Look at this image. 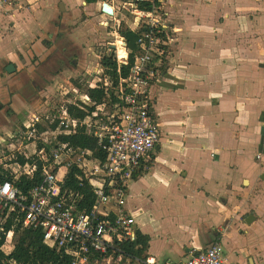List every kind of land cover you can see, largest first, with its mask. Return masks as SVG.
I'll return each mask as SVG.
<instances>
[{
	"label": "crops",
	"instance_id": "crops-1",
	"mask_svg": "<svg viewBox=\"0 0 264 264\" xmlns=\"http://www.w3.org/2000/svg\"><path fill=\"white\" fill-rule=\"evenodd\" d=\"M104 1L119 6L116 0H7V7L0 6L1 150L11 148L35 114L50 111L61 88L81 96L79 105H86L84 96L91 102L88 88L103 91L94 83L106 78L101 60L108 50L103 53L95 29L83 26L85 17L95 15L106 25ZM169 4L174 45L148 92L161 139L149 171L129 185L125 207L136 232L148 238V249L143 259L122 253L118 264H145L148 258L184 264L193 249L207 250L218 236L224 264H262L264 0ZM116 8L122 27L123 12ZM136 25L121 30L138 33ZM109 32L117 41L106 46L116 54L113 45L125 38ZM125 50L130 55L128 42ZM15 235L6 240V254Z\"/></svg>",
	"mask_w": 264,
	"mask_h": 264
},
{
	"label": "built area",
	"instance_id": "built-area-1",
	"mask_svg": "<svg viewBox=\"0 0 264 264\" xmlns=\"http://www.w3.org/2000/svg\"><path fill=\"white\" fill-rule=\"evenodd\" d=\"M7 5V0L0 1L1 7ZM168 5L169 0H125L121 9L137 17L139 34L130 75L115 85L107 77L96 81L105 95L98 104L84 96L88 109L75 102L76 94L75 100L54 103L49 112L33 116L11 148L0 149V235L6 240L11 242L19 223L23 228H40L44 245L71 255L72 264H92L97 255L115 264L122 260L124 242L136 234V221L125 209L128 188L149 171L161 139L148 92L162 76V65L174 45ZM116 60L128 62L117 52ZM69 104L84 109L87 116L70 118ZM80 129L96 139V151L70 150L58 140ZM99 152L105 155L103 160ZM74 166L82 173L79 178L93 188L91 210L80 207L84 197L80 190L64 187ZM10 220L13 226L6 232ZM222 240L218 236L205 251L193 249L184 264H224ZM145 264L154 261L148 258Z\"/></svg>",
	"mask_w": 264,
	"mask_h": 264
},
{
	"label": "trees",
	"instance_id": "trees-1",
	"mask_svg": "<svg viewBox=\"0 0 264 264\" xmlns=\"http://www.w3.org/2000/svg\"><path fill=\"white\" fill-rule=\"evenodd\" d=\"M88 4L95 3L97 0H85ZM143 7V6H141ZM145 8V7H144ZM122 37L128 42V49L130 55L128 64L117 63L115 51H111L108 55H105L101 60L104 75L115 85L119 83L120 78H126L129 76L132 66L135 62V52L139 50L137 41L139 34L130 30H120ZM77 86L76 83H74ZM78 87V86H77ZM79 90L83 88L78 87ZM88 94L91 103L98 104L102 102L105 93L102 90H96L88 88ZM83 107H86L81 103ZM91 110V109H90ZM89 110V111H90ZM68 112L72 118L83 119L87 116V112L75 105L68 107ZM58 140L61 143L68 144L71 150H92L96 151L97 141L94 137L88 136L84 133L83 129L79 130L74 135H60ZM98 156L103 160L105 155L101 152ZM26 160H21L24 163ZM81 171L77 167H71L67 175L64 187L72 190H80L84 197L80 201V207L82 209L91 210L95 203V195L93 188L84 179H80ZM2 179H0L1 181ZM84 182V187H80V184ZM13 226V220H10L6 225V232L10 231ZM16 235V243L9 254L5 253V235H0V264H10V262H16L17 264H72V256L69 254L60 253L55 247H48L44 245L43 234L40 228L27 227L23 228L21 224L14 228ZM148 238L141 233L136 232L133 239L123 244L124 257L143 259L144 254L148 249ZM96 258L102 259L101 255H97Z\"/></svg>",
	"mask_w": 264,
	"mask_h": 264
},
{
	"label": "rangeland",
	"instance_id": "rangeland-1",
	"mask_svg": "<svg viewBox=\"0 0 264 264\" xmlns=\"http://www.w3.org/2000/svg\"><path fill=\"white\" fill-rule=\"evenodd\" d=\"M15 1H18V0H15ZM20 2H22L23 3V5L25 4H27L28 3V0H19ZM170 7H168V11L170 10L169 9ZM122 24H121V26L125 29V26H126V23L128 24V25H134L135 24V20H136V16L134 15V13L133 12H131V11H124V9H122ZM169 13H170V11H169ZM116 17V18H115ZM114 18H115V28L114 29H112V30H115V31H117V32H120V30H121V28L122 27H119L118 26V15L117 16H114ZM113 17H112V19H114ZM126 22V23H125ZM119 27V28H118ZM85 28H88V29H95V31H97V33H96V36L100 39V42H101V44L100 45H105V46H103L104 48H103V53H105L106 52V49L108 50V53L107 54H109L110 52H109V48H107V46H106V44H110L112 41H113V43H115L116 44V41H117V39H113V38H110L111 36H110V32H109V29H107L105 26H102L101 25V21L99 20V18L97 17V15H95V16H87V17H85L84 18V26H83V29H85ZM104 40V41H103ZM105 42V43H104ZM101 47V46H100ZM102 56V55H101ZM98 77H100V75H95V76H93V78H91L89 81H93V80H95V79H97ZM82 86V85H81ZM81 86H80V88H81ZM66 91H67V88L66 87H64V88H61L60 90H59V96H58V98L56 99V101H54L53 103H58L57 101H61V100H64V99H66V97H75V95H71V94H66ZM80 91H82V90H80ZM81 94H83V93H81ZM76 96H78V97H81V96H79V95H76ZM67 98V99H68ZM163 126V125H162ZM165 127V126H164ZM164 127H163V130H164ZM166 128V127H165ZM11 135V133H9V136ZM166 137V136H165ZM164 137V138H165ZM166 139V138H165ZM33 152L35 151V147H33ZM65 171H61V174H63ZM98 264H105V263H103V261L102 262H99Z\"/></svg>",
	"mask_w": 264,
	"mask_h": 264
},
{
	"label": "water",
	"instance_id": "water-1",
	"mask_svg": "<svg viewBox=\"0 0 264 264\" xmlns=\"http://www.w3.org/2000/svg\"><path fill=\"white\" fill-rule=\"evenodd\" d=\"M116 2H117V4L119 5L118 7H123L124 6V4H125V0H116ZM128 7V6H127ZM102 13L105 15V16H108V17H110V20H108L107 21V23H106V27H108L110 30L111 29H114L115 28V26H114V20L112 19V17L114 16V9H113V7L109 4V2H107V1H104L103 3H102ZM127 46V41H126V39H121V40H119L118 41V47H117V45H113V47H112V49L113 50H116L117 49V52L118 53H121L122 52V50H124L125 51V57L126 58H129V54H128V52H126V50H125V47ZM7 71H8V73H10V69L8 68L7 69Z\"/></svg>",
	"mask_w": 264,
	"mask_h": 264
},
{
	"label": "bare ground",
	"instance_id": "bare-ground-1",
	"mask_svg": "<svg viewBox=\"0 0 264 264\" xmlns=\"http://www.w3.org/2000/svg\"><path fill=\"white\" fill-rule=\"evenodd\" d=\"M123 54H125V51H124V50H122V52H121V56H123Z\"/></svg>",
	"mask_w": 264,
	"mask_h": 264
}]
</instances>
